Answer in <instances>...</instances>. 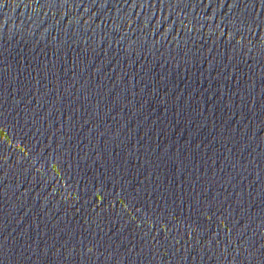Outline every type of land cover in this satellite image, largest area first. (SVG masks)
Here are the masks:
<instances>
[{"label":"water","instance_id":"1","mask_svg":"<svg viewBox=\"0 0 264 264\" xmlns=\"http://www.w3.org/2000/svg\"><path fill=\"white\" fill-rule=\"evenodd\" d=\"M0 264H264V0H0Z\"/></svg>","mask_w":264,"mask_h":264}]
</instances>
